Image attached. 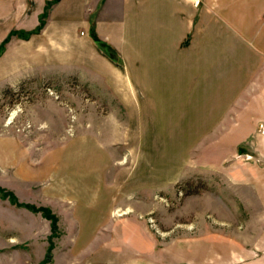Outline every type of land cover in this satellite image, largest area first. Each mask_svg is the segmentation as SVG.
<instances>
[{"label": "rangeland", "instance_id": "374dc122", "mask_svg": "<svg viewBox=\"0 0 264 264\" xmlns=\"http://www.w3.org/2000/svg\"><path fill=\"white\" fill-rule=\"evenodd\" d=\"M211 1L224 16L226 0H200L202 16ZM43 28L28 39L12 35L0 54V187L50 210L57 228L52 234L41 212L0 193L12 226L0 230V264H186L195 239L215 235L223 249L227 236H254L235 226L264 211V120L246 137L226 130L260 85H212L219 113L231 94L234 112L211 121L194 112L196 85H147L145 71L160 58L137 57L146 53L129 43L123 56L108 50L122 66L113 85L73 50L47 56ZM60 171L77 182L79 197L51 188L63 182L52 175ZM32 185L35 192L26 190Z\"/></svg>", "mask_w": 264, "mask_h": 264}, {"label": "crops", "instance_id": "0c3cea01", "mask_svg": "<svg viewBox=\"0 0 264 264\" xmlns=\"http://www.w3.org/2000/svg\"><path fill=\"white\" fill-rule=\"evenodd\" d=\"M47 1L0 0V43L11 28L25 31L39 24ZM209 10V17H203L200 0H58L51 5L41 36L50 48L47 56L68 57L73 50L88 72L113 79V85L120 82L122 66L110 58L108 50L123 56L129 43L130 50L146 53L137 57L160 58L159 67L145 71L147 85H196L194 112L215 122L233 117L234 96L227 95L219 113L212 85H260L259 94L237 111L238 124L226 130L232 131L227 137H246L251 123L264 120V0H226L224 16H219L217 2L211 1ZM82 44L87 51L79 50ZM131 77V85H140L138 78ZM210 130L208 136H219L217 129ZM59 166L68 173L69 161ZM65 172L52 174L60 175L63 182L51 188L66 199L79 197L77 182L69 181ZM80 185L89 194L91 184ZM26 190L35 192L33 185ZM0 202V210L7 215L0 217V230L7 231L12 228L10 205ZM249 217L250 221L235 227L252 238L227 236L224 250L215 235L195 239V249L184 262L202 264L204 255L210 264H264V211Z\"/></svg>", "mask_w": 264, "mask_h": 264}, {"label": "trees", "instance_id": "16d2710c", "mask_svg": "<svg viewBox=\"0 0 264 264\" xmlns=\"http://www.w3.org/2000/svg\"><path fill=\"white\" fill-rule=\"evenodd\" d=\"M57 1L58 0L47 1V3L44 6L43 12L40 15L39 24L34 29L27 30V31L11 30L8 33V35L0 43V54H1L2 50H3L4 44H6L10 40V37L12 35H17L18 37H20L22 39H28L32 34L38 33L42 29V27H43V25L45 23L43 18L47 16L48 8L52 4L56 3ZM97 44L99 45V47H101L102 50H104L103 49V47H104L103 43H101L100 41H97ZM106 53L112 58V53H110L109 51H107ZM0 193H1V195L3 197H9V199H11V201L13 203L17 204L18 206H23V207L31 210L32 212H41L42 216L50 221V228H51L52 234L55 233L56 228H57V225H56L57 218H56V216L53 213L50 212V210H48L45 207H40V208L38 207L37 208V207H35L33 205L20 203V202L16 201L15 197L12 195L11 192L6 191L5 189H3L1 187H0ZM52 247H53V243H52V241L49 238V248H48V252H47V257L45 258V260L42 261V263H45L49 259V255H50Z\"/></svg>", "mask_w": 264, "mask_h": 264}]
</instances>
